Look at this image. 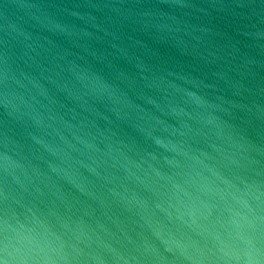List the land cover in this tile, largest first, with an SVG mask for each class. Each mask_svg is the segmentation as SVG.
Segmentation results:
<instances>
[{
	"label": "water",
	"instance_id": "95a60500",
	"mask_svg": "<svg viewBox=\"0 0 264 264\" xmlns=\"http://www.w3.org/2000/svg\"><path fill=\"white\" fill-rule=\"evenodd\" d=\"M0 264H264V0H0Z\"/></svg>",
	"mask_w": 264,
	"mask_h": 264
}]
</instances>
